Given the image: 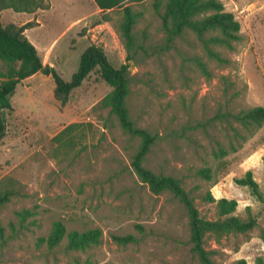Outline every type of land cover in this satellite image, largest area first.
<instances>
[{
	"label": "rangeland",
	"instance_id": "rangeland-1",
	"mask_svg": "<svg viewBox=\"0 0 264 264\" xmlns=\"http://www.w3.org/2000/svg\"><path fill=\"white\" fill-rule=\"evenodd\" d=\"M218 1L240 24V39L231 50L215 47L227 64L209 58L191 32L164 49L154 0L127 3L137 15L134 32L145 49L127 62L122 8L101 12L93 0H46L47 9L6 11L1 23L30 22L24 35L41 62L66 82L90 45L103 49L115 68L127 63L130 117L156 139L143 166L158 177L180 180L205 219L217 218L208 192L215 200H235L234 215L253 216L257 226L245 234H208L205 246L215 264H256L264 257V123L245 128L233 115L264 107V0ZM5 72L0 60V74ZM54 90L51 76L36 73L16 86L12 107L4 111L0 194H12L0 209V264H199L191 252L183 205L170 192L153 194L135 172L132 161L140 140L124 133L110 109L101 105L111 87L99 69L64 105ZM71 124H78L71 143L56 141ZM203 169L210 179L200 175ZM248 171L260 197L236 183ZM57 221L68 231L99 229L100 241L84 250L38 243ZM126 235L137 242L119 244L112 238Z\"/></svg>",
	"mask_w": 264,
	"mask_h": 264
},
{
	"label": "trees",
	"instance_id": "trees-1",
	"mask_svg": "<svg viewBox=\"0 0 264 264\" xmlns=\"http://www.w3.org/2000/svg\"><path fill=\"white\" fill-rule=\"evenodd\" d=\"M45 1L0 0V12L6 9L26 13H32L38 9L45 10L48 8V3ZM142 1L144 0H93L101 12L122 8L124 16L121 35L127 52L126 62L131 59V54L139 50L145 51L134 32L137 15L127 4ZM153 7L159 16L161 29L165 34L164 49L171 48L174 41L185 32H191L196 36L209 58L218 63H228L225 58L221 57L220 52L215 50V47L231 50L233 43L240 39V24L232 13L224 9L221 2L218 0H154ZM30 27V22L22 26H3L0 19V60L6 66V72L0 74L2 78L0 80V136L6 130L4 111L11 109V96L21 81L39 72L51 76L55 82L54 97L64 105L70 93L78 88L94 69L98 68L101 78L111 87V91L102 99L101 105L110 109V113L117 118L124 133L140 140V147L132 161L135 172L140 180L148 185L153 194L170 192L183 205L189 219L191 252L198 259L199 264H215L212 259L213 252L205 246L206 235L220 237L233 233L245 234L257 226V221L253 216L241 219L234 215L237 207L235 200L226 198L215 200L209 192L206 198L209 202L215 203L217 218L208 220L201 217L194 197L182 187L180 180L170 176L158 177L143 166L156 139L147 130L137 127L130 117L126 106L130 91L127 63L115 68L109 63L103 49L90 45L81 55L78 71L72 76L70 82H66L61 79L53 67L41 62L35 46L24 35V31ZM196 62L202 71L207 72L205 64L200 59H196ZM233 118L245 128L259 126L264 123V107L256 106L242 110L234 114ZM76 126L78 124L69 125L55 137V140H63L67 146L66 141L71 143L73 140L71 133ZM220 152L221 156L226 154L224 151ZM199 173L202 177L210 179L208 169H203ZM236 183L240 186H248L256 196L260 197L258 183L253 179L251 171L246 172L243 178L237 179ZM11 194L8 190L0 194V209L9 200ZM3 235L4 231L0 225V236L3 237ZM100 237L99 229L84 232L68 231L62 222L57 221L48 236L39 238L38 243L45 244L50 249L57 248L64 243L67 250H84L97 244ZM112 238L119 244L137 242L133 235L112 236ZM260 239L264 248V228L260 230ZM236 264L246 263L244 260H239ZM256 264H264V257H258Z\"/></svg>",
	"mask_w": 264,
	"mask_h": 264
},
{
	"label": "crops",
	"instance_id": "crops-1",
	"mask_svg": "<svg viewBox=\"0 0 264 264\" xmlns=\"http://www.w3.org/2000/svg\"><path fill=\"white\" fill-rule=\"evenodd\" d=\"M6 11H12V10H10V9H6V10H2L1 12H0V19H1V16H2V14L4 13V12H6ZM32 43V42H31ZM33 44V43H32ZM34 45V44H33ZM35 46V45H34ZM36 48V47H35ZM44 65H46V64H44Z\"/></svg>",
	"mask_w": 264,
	"mask_h": 264
}]
</instances>
